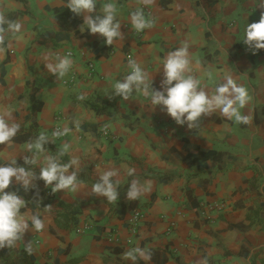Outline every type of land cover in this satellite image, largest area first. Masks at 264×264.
<instances>
[{
  "label": "crops",
  "instance_id": "1",
  "mask_svg": "<svg viewBox=\"0 0 264 264\" xmlns=\"http://www.w3.org/2000/svg\"><path fill=\"white\" fill-rule=\"evenodd\" d=\"M108 2L116 5L124 37L111 46L89 33L83 17L65 7L68 0H0V12L21 23L18 32H8L0 59V113L11 112L20 124L16 136L0 144V166L15 160L14 166L38 176L43 156L36 165L24 164L23 157L32 155L27 143L45 133V155L70 145L60 160L78 157L80 183L77 192L53 193L43 180L27 192L13 181L6 191L22 196L27 204L21 213L38 215L45 228L37 232L29 219L15 247L0 249V264H264V49L253 54L243 42L247 25L264 11L262 0H155L147 6L97 0L93 15L102 16ZM140 8L154 23L137 32L130 13ZM182 42L189 45L190 74L209 95L227 75L248 89L251 100L240 111L252 116L251 123L238 124L216 110L189 129L140 90L128 100L113 95L115 83L131 72L129 60L161 90L164 60ZM57 55L73 61L63 77L45 67ZM88 62L96 71L91 78ZM64 127L67 135H52ZM113 168L119 197L108 202L91 188ZM133 180L150 182V190L128 200ZM215 203L221 209L208 210ZM134 211L140 213L137 227L129 223ZM77 227L85 229L76 233ZM136 247L150 251L151 260L122 257Z\"/></svg>",
  "mask_w": 264,
  "mask_h": 264
},
{
  "label": "clouds",
  "instance_id": "2",
  "mask_svg": "<svg viewBox=\"0 0 264 264\" xmlns=\"http://www.w3.org/2000/svg\"><path fill=\"white\" fill-rule=\"evenodd\" d=\"M155 0H140V3L147 6L154 4ZM97 0H68L67 7L73 14L83 17V24L87 25L90 34H99L104 38L106 45L111 46L115 38L123 40V35L119 31L121 24L116 20L117 8L113 2L103 5V15H93L96 12ZM264 9V0L259 6ZM131 24L137 31L151 28L154 20L146 18L142 8L130 13ZM21 23L9 20L3 12H0V59L5 53V42L8 32H18ZM245 45L255 50L264 49V11L261 12L258 22L247 25ZM70 55V54H69ZM56 63H47V70L63 77L72 67L73 61L69 56L56 57ZM190 52L187 42H182L181 46L174 51H170L163 63V79L161 90L152 87V78L149 73L142 69L135 60H129L131 68L122 81H117L114 85V94L123 100H128L133 90H140L146 97L150 98L153 107L159 105L166 110L167 114L177 125L187 124L189 129L198 126L201 116H209L216 110L228 118L234 119L238 124H249L252 121L251 115H242L240 109L250 100L248 89L227 75L219 83L215 92L209 95L200 86L201 81L190 74ZM83 96L78 99H83ZM79 126L77 122V127ZM20 129V124L15 122L11 112L0 113V144L11 141ZM70 129L64 127L63 131L57 129L53 132L54 137L67 135ZM49 140L45 133L32 142L27 143V151L31 152V157L24 156L23 161L26 165L38 164V158L43 156L44 164L40 167L39 175L23 166L12 164L0 166V249L5 247H15L16 242L21 240L29 230L28 220H31L32 227L37 231L45 228V222L38 215L30 217L21 213V209L26 207L27 202L16 191H6L13 183L18 182L27 192L35 187L34 181L43 180L45 186H51L53 193L59 190L77 192L80 187L78 181L79 159L73 157L66 163H62L60 157L70 150V145L64 143L58 155H45ZM75 168L76 170L70 171ZM117 169L105 170L97 182L92 185L91 194L103 196L108 202H116L119 197L117 191L119 181H113V177L118 176ZM135 174L134 168L128 169V175ZM150 190L148 186H142L138 180H133L126 192L128 200H137L139 196ZM52 205H46V210H51ZM29 254L32 252L31 243L26 244ZM137 256L144 260H151V252L139 247L130 249L122 253L124 259L135 261ZM203 264H207L204 260Z\"/></svg>",
  "mask_w": 264,
  "mask_h": 264
},
{
  "label": "built area",
  "instance_id": "3",
  "mask_svg": "<svg viewBox=\"0 0 264 264\" xmlns=\"http://www.w3.org/2000/svg\"><path fill=\"white\" fill-rule=\"evenodd\" d=\"M95 67H94V64L92 62H88L87 63V72H86V75L87 77L91 78L95 75ZM70 79L73 81L74 79H77L75 74H72L70 76ZM100 132L103 134V136H108V130L107 128L103 127L101 128ZM221 204L220 203H215V204H210L208 205V210H212V211H215V210H219L221 209ZM140 220V213L137 212V211H134L130 218H129V223L131 224L132 227H137L138 226V222ZM85 228H82V227H77L75 229V232L76 233H81Z\"/></svg>",
  "mask_w": 264,
  "mask_h": 264
}]
</instances>
